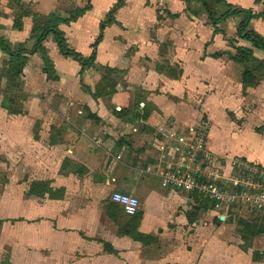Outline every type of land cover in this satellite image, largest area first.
<instances>
[{
    "label": "crops",
    "instance_id": "obj_1",
    "mask_svg": "<svg viewBox=\"0 0 264 264\" xmlns=\"http://www.w3.org/2000/svg\"><path fill=\"white\" fill-rule=\"evenodd\" d=\"M58 54L55 75L80 89L64 87L60 94L47 90L46 100L35 95L37 102L29 107L39 114L32 124L42 121L45 137L35 140L33 135L20 143V149L29 145L40 162L36 165H47L53 192H65L64 201L47 194L42 198L49 206L47 244L40 248L61 262L65 246L75 240L80 264H264L263 252L240 246L241 237L227 215L236 206L220 208L176 192L161 176L172 161L163 157L167 143L188 146L192 130L204 121L201 115L211 120L207 107L222 103L215 100L221 92L207 96L148 67L138 76L133 69L113 90L98 92L81 86L77 61ZM230 65L227 61L226 72ZM226 107L242 116L240 103ZM259 110L260 117L249 126L226 118L220 128L211 129L208 148L226 165L227 174L235 158L264 166V105ZM45 111L53 116L42 120ZM258 120L261 130L252 128ZM113 193L138 199V213L127 215L112 202ZM256 214L264 219V213Z\"/></svg>",
    "mask_w": 264,
    "mask_h": 264
},
{
    "label": "rangeland",
    "instance_id": "obj_2",
    "mask_svg": "<svg viewBox=\"0 0 264 264\" xmlns=\"http://www.w3.org/2000/svg\"><path fill=\"white\" fill-rule=\"evenodd\" d=\"M209 4L217 19L228 10L251 12L250 30L264 39V0H209ZM246 18L242 12L214 26L198 0H0V38L13 52H23L21 57H10L0 48V264H80L75 240L65 246L61 262L59 256L52 258L48 253L49 259L45 253L49 205L43 199L47 194L52 200L64 201L65 192H53L47 165H36L40 162L31 155L29 145L20 149V143L33 135L35 140L45 137L42 121L32 124L39 114L38 108L29 107L37 102L35 95L46 100L47 90L60 94L64 87L80 89L60 82L55 75L60 49L53 32L80 55L77 60L69 58L82 67L80 84L85 88L108 92L133 69L138 76L148 67L207 96L226 93L215 97L222 102H215L216 109L207 107L211 120L200 117L211 131L220 128L222 121L226 123V118L246 127L260 117L258 111L264 105V51L237 32ZM102 22L106 28L92 61L95 49L91 46L98 41ZM43 34L41 49L31 53ZM80 59L86 61L85 66ZM227 61L231 62L229 72ZM226 74L230 79L226 80ZM199 96L202 100L203 95ZM226 103H240L242 116L231 112ZM43 116L42 120L53 114L45 111ZM261 122L252 128L261 130ZM51 136L55 137L54 128ZM40 173L45 178L37 179ZM34 182L47 184L48 193L30 195ZM256 213L235 207L227 214L241 237L242 250H256L255 254L264 253V219Z\"/></svg>",
    "mask_w": 264,
    "mask_h": 264
},
{
    "label": "built area",
    "instance_id": "obj_3",
    "mask_svg": "<svg viewBox=\"0 0 264 264\" xmlns=\"http://www.w3.org/2000/svg\"><path fill=\"white\" fill-rule=\"evenodd\" d=\"M188 146L175 140L168 142L163 157L170 159L161 173L167 188L192 198L210 201L216 207H241L264 213V166L243 158L231 162V173L208 148L209 125L202 121L192 130ZM112 202L120 205L127 215L138 213V199L113 193Z\"/></svg>",
    "mask_w": 264,
    "mask_h": 264
},
{
    "label": "trees",
    "instance_id": "obj_4",
    "mask_svg": "<svg viewBox=\"0 0 264 264\" xmlns=\"http://www.w3.org/2000/svg\"><path fill=\"white\" fill-rule=\"evenodd\" d=\"M122 1L123 0H120V2H122ZM198 1H200L202 3L210 21L214 24V26H216L220 22L228 19L231 16L240 14L242 12L246 13L247 18L243 22H241L239 27H238V30H237L238 36L244 40L249 41L255 49L264 51V39L262 37L256 35L254 31L250 30V23L254 17L251 12H249V11L246 12V11H241V10H235V11L228 10L224 15H222L219 19H217L216 18L217 15H216L215 11L212 9V7L210 6L209 0H198ZM112 19H113V16L111 15L110 20H112ZM105 28H106V23L102 22L101 27H100L101 34L98 37V41L91 46L93 49H95V51L92 53V57H91L92 61L95 60L97 57L96 48L98 46V43L103 39L102 33L105 30ZM53 33L56 34L57 44H58V47L60 49L61 54L64 56H67V57L74 56V59H76V60H77V58L79 59L80 55L78 53L74 52L73 50L69 49V47L66 44L65 40L63 39V37L58 32H53ZM45 38H46V35L43 34L41 36L40 40L38 41V46L34 47L33 51L31 53H34L36 50L41 49V45L44 42ZM0 48L5 54H8L10 57H16L17 58V57H21L23 54L22 51L15 53L12 50H10L9 46L1 38H0ZM79 62L82 64V66L86 65V61H81V59H80ZM53 76L54 75H52V79H54ZM47 190L49 191L47 184L34 182L33 184H31L30 190H28V193L30 195L35 194L36 196L43 197V194ZM39 192L42 194H40ZM46 193H48V192H46Z\"/></svg>",
    "mask_w": 264,
    "mask_h": 264
}]
</instances>
